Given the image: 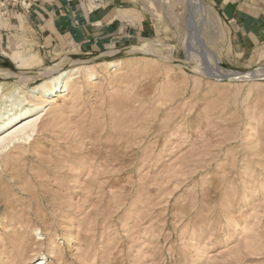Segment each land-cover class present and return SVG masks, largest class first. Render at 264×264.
<instances>
[{"label":"rangeland","instance_id":"1","mask_svg":"<svg viewBox=\"0 0 264 264\" xmlns=\"http://www.w3.org/2000/svg\"><path fill=\"white\" fill-rule=\"evenodd\" d=\"M4 1L0 81L138 64L74 80L0 153V264H264V0H122L125 31L90 54L41 47ZM18 45L41 62L16 66Z\"/></svg>","mask_w":264,"mask_h":264},{"label":"bare ground","instance_id":"2","mask_svg":"<svg viewBox=\"0 0 264 264\" xmlns=\"http://www.w3.org/2000/svg\"><path fill=\"white\" fill-rule=\"evenodd\" d=\"M191 1L203 9L206 8L205 4L200 0ZM143 47L134 45L123 51L127 53L139 52L143 51ZM108 54L105 53L103 56H107ZM12 58L16 66L19 67L23 65L36 66L41 62L37 54L30 53L23 55L21 50L15 52ZM90 59L92 58L77 60L61 58L57 63L42 67L36 71L25 73L6 72V75L10 76L12 80L8 82L0 81V153L4 152L10 145L28 141L35 132V128L38 126L41 118L45 115L47 106L53 103L57 96L64 97L68 95L71 92L74 80L78 78L86 80L94 79L100 72L115 74L125 66L138 64V61L132 59H115L89 64ZM238 75L235 72L226 74L227 77ZM36 78H39V82L32 87H28V83ZM18 264H24V261ZM32 264H45V262L42 257L33 258Z\"/></svg>","mask_w":264,"mask_h":264},{"label":"crops","instance_id":"3","mask_svg":"<svg viewBox=\"0 0 264 264\" xmlns=\"http://www.w3.org/2000/svg\"><path fill=\"white\" fill-rule=\"evenodd\" d=\"M89 2V0H38L28 14H23L24 23L35 30L41 47L61 48L63 51L71 49L75 54H90L104 50L126 29L127 22L121 20L122 14L118 13L122 8V0H102V8L94 10H91ZM217 10L223 14L221 5ZM226 13L231 20L236 18L237 12L226 9ZM243 19L239 25L246 28ZM135 23L134 28L137 29L139 26L137 22ZM13 27L16 28L15 25ZM7 29L12 30V26ZM8 47L6 43L1 45V49ZM17 50H20L19 45ZM17 50L10 55L15 65L12 56Z\"/></svg>","mask_w":264,"mask_h":264},{"label":"built area","instance_id":"4","mask_svg":"<svg viewBox=\"0 0 264 264\" xmlns=\"http://www.w3.org/2000/svg\"><path fill=\"white\" fill-rule=\"evenodd\" d=\"M38 0H19L16 4H18L20 10L24 13V14H28L32 8V6L37 3ZM95 6L99 7L102 3V0H92L91 1ZM11 4V6H14L16 4H14L12 1H4L1 3V7L3 8H7L9 5ZM7 12V11H6Z\"/></svg>","mask_w":264,"mask_h":264}]
</instances>
